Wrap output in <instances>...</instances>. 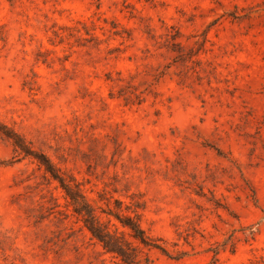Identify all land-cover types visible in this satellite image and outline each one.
Returning a JSON list of instances; mask_svg holds the SVG:
<instances>
[{
    "label": "rangeland",
    "instance_id": "1",
    "mask_svg": "<svg viewBox=\"0 0 264 264\" xmlns=\"http://www.w3.org/2000/svg\"><path fill=\"white\" fill-rule=\"evenodd\" d=\"M0 122L153 264L264 263V0H0ZM0 264H120L1 134Z\"/></svg>",
    "mask_w": 264,
    "mask_h": 264
},
{
    "label": "trees",
    "instance_id": "2",
    "mask_svg": "<svg viewBox=\"0 0 264 264\" xmlns=\"http://www.w3.org/2000/svg\"><path fill=\"white\" fill-rule=\"evenodd\" d=\"M0 134L10 140L15 149L25 158L34 160L56 182L69 201L90 236L98 242L102 250L116 257L120 264H153L149 251L161 249L156 241L148 237L140 226L139 211L143 203L134 201L130 206H124L120 201H114V211L111 217L117 225L111 227L110 221H102L95 208L89 202L79 185L71 178L60 173L52 161L41 151H35L13 129L0 122ZM255 264V263H250ZM261 264H264L261 262Z\"/></svg>",
    "mask_w": 264,
    "mask_h": 264
}]
</instances>
